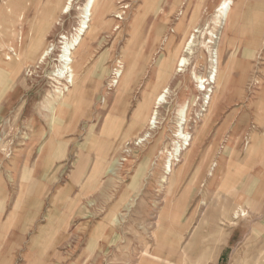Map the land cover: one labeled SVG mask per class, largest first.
<instances>
[{
  "label": "rangeland",
  "instance_id": "rangeland-1",
  "mask_svg": "<svg viewBox=\"0 0 264 264\" xmlns=\"http://www.w3.org/2000/svg\"><path fill=\"white\" fill-rule=\"evenodd\" d=\"M7 1L0 0V8ZM36 1L18 2L12 21L0 9V61L6 54L17 58L20 37L22 48L40 42L30 65L34 74H26L29 67L22 69L23 77L0 67V85L17 79L28 84L22 101L0 115L1 264H217L223 246L221 264H264V152L254 153L256 166L249 163L253 154L248 151L262 126L261 114L254 117L247 104L230 119L232 106L219 104L232 76L224 65L228 42L224 47L222 40L232 27L216 22L221 0H115L100 42L88 46L77 80L84 84L82 92L66 106L55 104L49 94L57 84L64 35L76 32L86 0H74L68 14H61L66 0ZM113 12H123V20L114 19ZM194 28L200 32L179 75L174 67ZM210 38L224 74L212 109L203 105L202 85L196 87L191 76L192 70L208 75L211 56L204 42ZM48 45L51 53L39 63ZM119 62L131 63L133 80L125 105L115 108L103 98L115 89L108 83ZM260 74L250 75L249 94L264 87ZM258 75L260 84L251 86ZM165 88L169 93L157 127L143 144H135L149 131L150 113L137 125V106L149 92L152 107ZM183 102L189 113L184 126L195 142L169 175L165 158L184 122L178 115ZM258 140L264 149V136ZM236 209L247 210L246 215L233 217Z\"/></svg>",
  "mask_w": 264,
  "mask_h": 264
},
{
  "label": "bare ground",
  "instance_id": "bare-ground-1",
  "mask_svg": "<svg viewBox=\"0 0 264 264\" xmlns=\"http://www.w3.org/2000/svg\"><path fill=\"white\" fill-rule=\"evenodd\" d=\"M20 1L16 2V0H10V2H9V0H8L6 3L1 4L2 7L0 9L3 12V14H7V15L11 16L8 21H12V17L16 14L15 13V6H17L18 2H20ZM114 2H115V0H86L84 2L83 6L79 7V9L82 10L81 16H80L79 26H77L76 32L74 34H72L71 37L64 35L65 40L63 41V45L60 49L61 53L59 54V57L57 59V60H59V63H58L59 65H58V69L56 70V75L54 74L55 79L57 81V84L54 83L55 84L54 94L53 93L49 94V97H51L53 99V102L55 104H57V105L59 104L60 106L70 105L71 103L75 102L77 97L80 96L84 84L77 85V80L79 79L78 77H79L81 71L83 70V66L85 65V63L87 61V55L86 54H87L88 46L90 45L91 42H94V43L100 42L103 32L107 29V27L109 25V19L107 20L108 13L111 10H113ZM73 3H74V0H66L64 6L61 8V14L69 12L73 7ZM233 3H234V0H221V2L219 3V5L216 8V22L219 23L221 26H225L226 29H229L233 25L232 24ZM3 5H4V7H3ZM39 5H37V6H39ZM124 6L125 5L121 6V8H125V7L127 8V6H125V7ZM60 7H61V4H60ZM58 9H59V7L56 6L55 10L58 11ZM114 9H116V7ZM24 12L25 11H23L22 13H20L18 15L19 19H21L24 16ZM34 13H35V11H34ZM122 14H123V12L122 13L121 12L114 13V19L123 20ZM234 16H235V14H234ZM34 18H36V17H34ZM29 22H30V20H29ZM156 24H153L155 29L158 26V23H156ZM118 28L119 27H116L115 29H118ZM162 30L163 29H161V32H162ZM161 32H158V33H161ZM199 32L200 31L198 30V28H194L193 33H191L187 37L186 42L182 48V52L180 51V54L177 58V61H176L175 67H174L177 74L179 73V75H181L183 72H185L187 69V66L189 65V59L187 58V56L185 54H186V52H189V53L192 52V48L194 46L195 40L197 38V34H199ZM2 34L4 35L6 33L2 32ZM210 34L213 37L215 36L212 31H210ZM12 36H13V34H12ZM19 41L21 43L20 49H19V54L16 52L13 54V55H16L17 58L12 59L11 55L6 54L5 58H4V62L0 61V67L4 68L7 71H12V70L14 71L15 70V71L20 72V73L22 72V69L29 67L26 71V74L27 75L34 74V70L32 67H30V65H32L34 60L37 58V52L38 51L35 47H38L40 42H33L31 45V48H29V45L22 48V46H23L22 37H20ZM2 43H3V41L0 40V45H3ZM7 44L13 45L12 41H9V43H7ZM213 44H216V43H215L214 39H212V38L206 39V41L204 42V46H205L206 50L210 53V56H211L210 57V63H209L210 70L208 72V75L207 76L198 75L195 70H192V73H191V76H192L194 82H196V83L198 82V85L196 87L200 88L202 85L203 88H200V92H202V94L204 95V100L208 99L207 100V103L209 104L208 107L210 105L213 106L212 104H215L213 99L216 97V95L218 93V89L220 87L219 85L222 82L223 75H224L221 72L222 69H221V66L219 63L221 61H219L218 48L213 47ZM218 45H220V44H218ZM221 45H222V43H221ZM12 50H14V48H12ZM50 51H51V48L48 45L47 49L41 53L40 58H39V63H43L47 59V57L51 53ZM189 58H190V56H189ZM117 60H120V59H117ZM6 63L9 64V67L5 66ZM116 73H118V80H117V84L115 85L114 91L107 98L106 97L103 98V102L105 105H109L111 102H114L115 108H116V105L123 104V99H124V97L128 91V87L130 86V84L133 80V72H132L131 63L126 65V63L122 64L119 62V67L117 68ZM54 75H52V76H54ZM79 81H81V80H79ZM109 83H110V81H109ZM154 86L156 88V87H158V84L156 83V84H154ZM154 86L150 85L149 88L152 89ZM110 90H112V89H110ZM156 90H157V88H156ZM148 93L149 92L145 93L144 100L137 106L136 124L137 125L140 124L141 119L142 120L145 119V114H147L149 111L150 112L149 118H148L149 119L148 120L149 121L148 122L149 131H146L145 133L143 132L144 134L137 138V140L135 141V144H137V145L143 144L148 138H150L149 136L151 135V130H153L157 127L159 108L162 105V103L166 102L167 97H168V93H169V89L165 88L164 90H162V92L157 94V97L155 98L156 100L154 101L155 103L153 104L152 107L147 100L146 95H148ZM215 93H216V95H215ZM107 94H109V93H107ZM123 105H125V104H123ZM57 107L55 106L54 110L57 109ZM204 107H206V106H204ZM191 108H190V110H191ZM210 109H212V107ZM210 109H206V111L208 112ZM59 113H60V110H59ZM187 113H188V106L186 105L185 102H183L181 108L178 111V115L180 116V118H182V120H184V122H183V124L180 125L181 128L179 129L178 134H177L178 140L176 141L174 148H172L173 151L170 152V150H169L167 152L168 154L165 158V167H166L165 170H166L167 174H169L173 171L174 166L176 164L175 161L177 160V162H178L179 160L182 159V154H183L184 150L186 151L188 149V146L192 147V145L195 142L194 134L191 133L190 131L186 130V127L184 126V125L187 126V124H186ZM139 115H141V116H139ZM142 117H144V118H142ZM52 120H53V118H52ZM52 124H53V122H52ZM54 124H57V123H54ZM54 128H56V127L54 126ZM127 149L128 148H126V149L124 148V150H127ZM183 158H185V157H183ZM114 163H116V161H114ZM109 171L114 172L115 171L114 166L111 167L109 169ZM169 175H171V174H169ZM166 178H167V176H166ZM26 186L28 187V184ZM237 207H238V205H237ZM246 212H247V210H246ZM246 212L243 209H238V210L236 209V211H234L233 217L245 216ZM146 252H144V254Z\"/></svg>",
  "mask_w": 264,
  "mask_h": 264
},
{
  "label": "crops",
  "instance_id": "crops-1",
  "mask_svg": "<svg viewBox=\"0 0 264 264\" xmlns=\"http://www.w3.org/2000/svg\"><path fill=\"white\" fill-rule=\"evenodd\" d=\"M232 12V28L226 31L225 38L222 37L224 39V47L226 46V40L228 42L227 48H225L226 52L224 53V65L228 67L226 72L232 76L228 77V79L230 78V82H225L223 85L219 104L232 106L226 115L230 119L235 118L239 109L247 104L253 106L254 117L261 114L259 121H261L262 126L256 129L257 133L255 135L252 134V136L254 135L257 138L255 144H251L248 148L250 154H253L249 159V163H255L257 166L258 156H254V153L264 152L263 147H260L263 142L258 140L259 137L264 136V87L256 94H249L247 83L250 75L256 72L257 68L261 73L262 80H264V65L257 64L256 60L264 39V0H234ZM0 71L2 70L0 69ZM247 72L250 74L245 80L244 74ZM23 73L24 71L19 73L18 76L23 77ZM237 79L240 80L238 81ZM4 83L0 85V115L8 108H10L9 111L11 112L22 101L21 98L24 97L22 90L28 89L26 80L17 79L7 87L4 86ZM3 92H5V95L2 97ZM235 106L240 108H236ZM258 142L261 143L259 144ZM225 248L226 246H223L218 253L219 255L216 257L217 264H221Z\"/></svg>",
  "mask_w": 264,
  "mask_h": 264
},
{
  "label": "built area",
  "instance_id": "built-area-1",
  "mask_svg": "<svg viewBox=\"0 0 264 264\" xmlns=\"http://www.w3.org/2000/svg\"><path fill=\"white\" fill-rule=\"evenodd\" d=\"M258 56H259V58H258V59H259V64H263V65H264V41H263V45H262V47H261V50H260ZM116 70H117V68H116V69L114 70V72L112 73L111 78H110V83H108V85H109L110 88H111V87H114V86L117 84L118 73H116ZM256 73H260V71L257 70ZM250 84H251V86H252V85L256 86V85L260 84L259 75H258V77H257V76H254V77L252 78V80L250 81ZM202 88H203V87H202ZM207 100H208V99H206V100L203 101V105L208 104V103H207ZM203 111H206V109L204 108Z\"/></svg>",
  "mask_w": 264,
  "mask_h": 264
}]
</instances>
